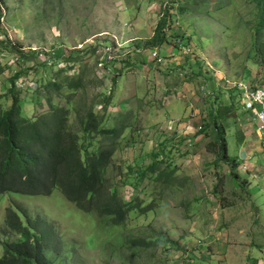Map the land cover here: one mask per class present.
Wrapping results in <instances>:
<instances>
[{
  "label": "rangeland",
  "instance_id": "1",
  "mask_svg": "<svg viewBox=\"0 0 264 264\" xmlns=\"http://www.w3.org/2000/svg\"><path fill=\"white\" fill-rule=\"evenodd\" d=\"M192 1V11L180 12L188 0H0V41L5 35L23 53L0 52L2 107H10L14 84L21 112L43 115L46 85L81 73L84 88L72 94L63 86L52 103L68 110V130L78 136L92 105L103 126H126L106 182L124 203L137 198L147 208L113 227L59 191L0 194V243L19 241L4 222L10 208L24 225L38 219L49 231L53 264H264V139L227 83L264 80L253 52L264 42V33L256 35L258 8L254 0ZM164 9L166 39L154 47ZM158 154L161 170L177 179L167 188L147 171ZM163 237L177 246L135 244Z\"/></svg>",
  "mask_w": 264,
  "mask_h": 264
},
{
  "label": "trees",
  "instance_id": "2",
  "mask_svg": "<svg viewBox=\"0 0 264 264\" xmlns=\"http://www.w3.org/2000/svg\"><path fill=\"white\" fill-rule=\"evenodd\" d=\"M192 2L188 0L179 4L180 12L192 11L198 4ZM206 2L207 0H203L198 6ZM254 2L258 8L259 22L256 26L258 35L264 33V0ZM167 14L164 9L150 40L154 47L162 45L166 39L165 21L166 17L169 18ZM6 38L4 35V41H0V52L6 50L15 54L17 58L23 57V53L15 49ZM253 52L256 59L264 63V42H256ZM69 62L67 60V63ZM73 66L68 67L69 70H75ZM2 73L3 69L0 67V74ZM20 76V72L14 74L11 84ZM85 85L81 73L73 77H64L62 84L55 81L48 83L46 90L49 96L45 100L47 112L30 118L21 112L17 94L19 91L13 89L14 84L8 88L10 107L4 109L0 103V194L34 197L48 196L53 191H59L79 211L107 217L113 227L123 226L129 219V213L136 210L147 212V208H142L137 198L124 203L118 191L111 190L106 182V173L112 166L116 150V140L126 126L113 128L103 126V117L93 111L92 105L93 108L87 110L78 121L80 127L78 136L68 130V110L58 105L54 106L50 96L52 93L59 94L63 86L74 94ZM230 92L229 98H236V94ZM110 100V97L104 99L101 108H107ZM211 118L214 124L215 144H220L219 158L225 161L226 145L222 142V135L214 122L215 117ZM159 156L158 154L154 157L155 163L148 167L147 171L155 174V183H161L167 188L177 179L169 167L161 170L162 160L159 161ZM228 163L233 169L236 167L234 165L236 159H231ZM131 172L134 175L133 171ZM144 174L146 173L142 175ZM4 222L10 232L19 236V241L0 243L2 248L0 264L54 263L53 259L46 256L51 235L42 228L41 221L37 219L33 223L28 219L27 225H24L19 215L9 208ZM135 244L146 247L177 246L167 237L147 242L138 240Z\"/></svg>",
  "mask_w": 264,
  "mask_h": 264
},
{
  "label": "built area",
  "instance_id": "3",
  "mask_svg": "<svg viewBox=\"0 0 264 264\" xmlns=\"http://www.w3.org/2000/svg\"><path fill=\"white\" fill-rule=\"evenodd\" d=\"M227 83L237 92L241 109L251 116L257 138L264 139V80L259 83L245 80Z\"/></svg>",
  "mask_w": 264,
  "mask_h": 264
}]
</instances>
